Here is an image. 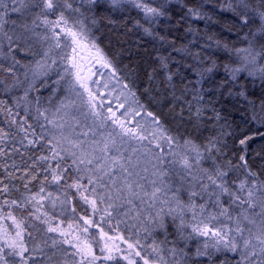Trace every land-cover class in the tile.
I'll return each mask as SVG.
<instances>
[{"label":"snow or ice","instance_id":"6c2138e0","mask_svg":"<svg viewBox=\"0 0 264 264\" xmlns=\"http://www.w3.org/2000/svg\"><path fill=\"white\" fill-rule=\"evenodd\" d=\"M169 2L170 0H164L157 7H149L146 4L137 3V0H84L88 6L87 11L93 13V24L97 23L95 12L102 9L105 4L115 8L128 3L142 8L149 17V23L157 24L160 23V18L171 19L167 9ZM10 3L12 7L9 9L4 0H0V35L7 38L10 45L13 36L4 32V26L7 23L16 25L17 21H9L6 17L9 12L19 13L22 17L24 12L30 11L32 7L41 8L43 23L50 26L55 46L60 45L56 28L59 27L61 32L71 38V55H66L64 59L74 71L65 68V73L74 77L69 82L68 91L74 93L76 98L65 97L60 100L59 106L52 113V119L45 114L47 109L41 111L39 107L37 108L39 115L43 116L46 121V124L39 125L42 131L38 139H28L26 129L21 127V130L26 132L24 139L27 140V145L25 147L39 145L43 148L47 145L49 154L36 157L31 167L40 168V171L45 174V181H48L50 175L52 183L60 184L67 176L72 179V183L66 186L79 190L85 187L80 181L86 178L88 184L93 185V192L96 191V186L108 188L109 193L111 188H115L116 199L122 200L132 208L136 207V201H139L141 205H146L149 210L147 219L151 228L145 227L144 231L149 235L153 231H160L165 236L163 241L157 243L153 240L150 245L152 252L156 255L153 264H264V181H258V174L251 170L244 155L239 156L242 162L239 165H233L231 160L227 159L229 148L227 137L232 135L227 129L232 127L230 123L232 111H240L247 105L248 115L245 122H256L264 126V98L260 99L259 104L250 99L247 85L242 82V76L244 79L252 78L250 83L259 79L260 88L264 91V0H256L255 7L250 5L248 0H240L237 7H242L245 10L243 12H238L235 7L231 8L240 17L243 26L248 27V31L242 37L246 45L242 48H230L219 40L214 42L217 50L222 49L228 54V62L220 61L216 52L210 51L213 48L212 43H199V29L191 26L186 28V31L192 33L194 37L189 44L176 47L174 42H171L173 43L171 52L182 54L179 60L173 57L171 52L167 56L159 57L160 69L165 74L168 86L173 89V100L181 99L189 91L193 94L192 100H195L198 105L194 112L191 101H187L188 120L192 122L193 130L199 133L201 129H206L205 120H207L211 122V127L216 130V134L207 137L206 143H197L194 138L188 137L184 138L183 143L180 144L176 138L161 133L168 144L167 155L172 158L168 159L164 154H154L155 162L152 164L150 175H145L149 173L147 167L140 169L138 158L134 160L132 156L124 155L111 135L97 141L87 139L88 132L76 131L79 120L72 114L73 109L79 111L80 106L86 105L89 114L93 117L101 116V113L96 111V96L86 82L89 77L81 75L82 66L77 60L78 49L87 51L91 58L102 67H112L111 61L103 54L95 39L85 33L83 19H75L74 26L68 27V20L63 11H60L59 18L55 22L50 21L46 15L47 12L55 11L63 5L83 17L84 13L80 11V8L73 9L69 0H10ZM185 7L186 11L180 17V21L206 19V14L201 11L202 5ZM207 18L210 19V17ZM180 21L176 22L177 25ZM61 24L64 26L61 27ZM75 26H79V30H76ZM19 27L25 31H31L26 23H21ZM145 32L152 34L147 28ZM22 38V33L16 36L18 40ZM157 38L162 42H169L166 36L157 34ZM207 40L212 41V36H208ZM9 51H12L11 47ZM232 53H235L238 62L232 60ZM44 56L47 57L48 53L45 52ZM80 59L84 57L80 56ZM13 60L14 65L19 63L14 57ZM173 64L175 68L172 67ZM48 67L50 66H47L46 61L42 59L36 61L30 80L28 73L25 72V79L29 80L25 96L28 90L35 89L34 81L37 78L48 76ZM2 68L3 65H0V69ZM4 70L13 73V78L16 80L14 66ZM63 78V76L60 77V79ZM174 78H179L183 86L181 96L175 95ZM54 83L59 84L60 80ZM0 84H4V81L0 80ZM77 85L84 90L83 93L77 90ZM14 86L15 84H12L7 87ZM84 93H87V99H84ZM130 94L135 96L134 92ZM0 103L3 102L0 101ZM229 105H231V110H229ZM120 107H123V104ZM140 107L143 108V105ZM108 112L111 113L112 122L119 124L123 134H131L133 138H136L134 130L126 128L111 107ZM209 112L211 115H206ZM129 114L135 116L139 115V112L128 110L122 115L127 117ZM146 114L152 117V122L158 126V130L162 128L158 116L151 111ZM241 115L245 113L241 112ZM46 125H51V128ZM137 126L139 127V124ZM28 127L31 128V125ZM3 135L5 133L0 129V138ZM32 135L35 136V132ZM261 135L264 136V133ZM139 139L144 140L146 137L141 134ZM251 139V136H244L238 140L242 150L246 151V146ZM21 143L23 144V141ZM174 144L175 148H180L183 152H177L173 147ZM157 148H161V145L157 144ZM135 151L136 149H133V152ZM221 157L224 158V162L218 163ZM261 158L264 159V157ZM205 161H211V167H204ZM177 165L179 170H176ZM241 168L244 171L243 178H234L232 173ZM173 174L180 181L179 185L172 183ZM36 178L37 175L32 174L31 180ZM105 178L110 184L104 183ZM117 181H120L119 185ZM44 191V187L41 186L39 193L33 195L31 199L37 200V197L44 199L45 197L40 195ZM182 192L187 194V201L182 199ZM48 196H51V193H48ZM82 198L88 202L87 197L82 196ZM107 198L108 200L113 199L111 194ZM99 199L101 203L104 202L103 195ZM12 203L15 204L16 201ZM91 203L95 211L96 201L92 200ZM54 204L55 201H53ZM108 207L112 208L113 204L110 203ZM143 211L144 209H140L138 215ZM107 214L111 215V213ZM168 218L171 219V224L175 229L172 240L168 239ZM12 219L17 228L16 239L6 244V247L10 249L9 252L5 253L4 248L0 247V264H28L31 257L25 256L29 249L22 240V223L16 221L15 217ZM92 223L91 220H85L87 225H92ZM48 231L55 232L57 229L49 227ZM84 231L87 232L88 228L85 227ZM61 235L64 233L62 232ZM101 236H107L103 229H101ZM108 239L113 238L108 237ZM63 243H70V241L65 239ZM56 244L57 241L53 240L52 246L55 247ZM169 244L170 247L167 246ZM136 245H139V240L135 245L129 243L128 248L133 249ZM73 247H76L73 255L82 257L80 264H84V260L88 257H91L88 264H95V261L99 259L92 253L90 245L85 244L83 247L73 245ZM35 250L34 248L33 251ZM105 250L108 254L103 259H116L107 244L101 249L102 252ZM55 255L56 253L53 252L52 256ZM135 255L140 256L141 253L137 251ZM8 256L19 257V261H9ZM52 256L48 257L49 261L52 260ZM141 259L144 260V264H150L148 259L142 256ZM129 264L133 262L129 261Z\"/></svg>","mask_w":264,"mask_h":264},{"label":"trees","instance_id":"16d2710c","mask_svg":"<svg viewBox=\"0 0 264 264\" xmlns=\"http://www.w3.org/2000/svg\"><path fill=\"white\" fill-rule=\"evenodd\" d=\"M228 3H233V0ZM79 5L85 4L79 2ZM193 5H202L201 11L206 14V19L180 21V17L186 11L185 6ZM225 6L218 0H181L180 7L171 1V8H167L171 19L160 18V23L156 24L158 28H156V25L151 27V24L146 25L132 10L111 9L106 4L102 9L95 12L96 24L92 23L93 13L88 12L90 18H88L87 25H90L92 37L111 63L114 64L116 72L120 76H126L127 84L135 93L137 101L143 105L142 109L146 108L148 112L151 111L158 116L164 132L172 133L174 137L178 138L179 142L183 141L184 138L192 137L197 143H206V138L215 135L216 130L211 127V122L207 120H205L206 129H201L199 133L193 130L192 122L188 120L189 108L187 103V101H191L194 112L198 105L195 100H192L193 94L189 91L181 99L173 100V89L168 86L165 74L160 69L159 57L167 56L171 52L173 46L171 42H174L176 47L189 44L194 37L192 33L186 31V28L191 26L194 29H199V43H212L213 48L210 51L216 52L220 61L228 62V54L222 49L217 50L214 42L219 40L226 43L230 48L245 47L242 37L248 31V27L243 26L240 17L235 12L224 9ZM207 17H210V19ZM177 21H180L179 25H177ZM146 28L150 29L151 35L145 32ZM157 34L166 36L169 42H162L157 38ZM208 36H212L213 40L208 41ZM171 54L177 60L182 55L176 52H171ZM231 58L233 61H237L235 53L231 54ZM0 65H3V68L0 69V80L4 81V84H0V101L3 102L0 103V129L5 133L0 138V151H2V154H0V222L10 220L12 217L21 222L28 247L33 251L34 248L36 249L39 246L41 248L42 239L45 240L46 228L53 227V223L49 224L47 222L45 224L46 216L49 218L52 216L48 215L47 209L41 206L43 203H40L39 197H37V200L31 199L33 195L39 193L41 186L45 190H53L55 193L63 194V192H66L72 200L75 214L81 217L90 216L89 208L76 188L66 186L72 183V179L66 176L60 184H56L51 182V176L49 175L48 181H45V174L40 171V168L31 167L36 157L49 154L47 145H44L43 148L39 145L25 147L27 145V140L24 139L26 132L27 138L30 140L40 137L42 130L39 125H41V121L37 120L32 111H26L30 114L25 112L22 107L24 105L22 91H19L17 87L15 89L7 87L15 81L12 78L13 73L4 70L11 67L9 62L0 59ZM172 67L175 68V65L173 64ZM15 74L17 72L14 71ZM251 79H244L242 76V82L248 88L249 98L259 104L260 99L264 98V91L260 88L259 79H256L254 83H250ZM173 83L176 85L175 95L181 96L183 86L179 78H174ZM34 92L42 95L46 94L40 88ZM30 99L37 102V100L39 101V95L35 94ZM22 102L23 105L21 106ZM182 109L183 112L181 113ZM229 110H231V105H229ZM241 112H244L245 115L242 116ZM206 115L210 116L211 113H206ZM247 115V105L242 107L240 111L231 112L230 123L232 127L227 131L231 132L232 135L227 137L229 145L227 159L231 160L233 165H239L242 163L239 156L244 155L251 170L258 174V181H264V159L261 158L264 157V151H262L264 136L261 135L264 133V126L256 122L246 123ZM29 125H31V128L28 127ZM22 126L26 129V132L21 130ZM33 132H35V136L32 135ZM244 136L252 137L246 146V151L242 150V146L238 144V140ZM21 141H23V144ZM258 153L259 155H257ZM217 162L223 163L224 158L221 157ZM204 167H211V161H205ZM176 170H179L178 166ZM32 174L37 175L35 180H31ZM72 175L75 174L72 173ZM232 175L234 178H243L244 171L241 168ZM171 181L174 185L180 183L174 174ZM25 184H27V187H25ZM181 195L182 199H187L186 193L182 192ZM12 201H16V203L13 204ZM147 217H141L143 224L145 222V226H143L151 228V225L147 222ZM124 222V225L122 224L123 228H130L131 224ZM124 229H122L123 232H126ZM174 232L175 229L169 221V240L174 239ZM135 235L139 241L142 240L141 244L143 246L149 247L153 240L159 243L165 238L164 233L160 231H153L149 235L148 232L142 231L140 227ZM167 246L170 247L171 245ZM45 248L49 250V248ZM36 250L38 254H34L35 257H41L43 261L42 248ZM61 261L56 256H52V260L45 261L44 264H68ZM39 263H41V260ZM109 264L123 263L116 260Z\"/></svg>","mask_w":264,"mask_h":264},{"label":"rangeland","instance_id":"374dc122","mask_svg":"<svg viewBox=\"0 0 264 264\" xmlns=\"http://www.w3.org/2000/svg\"><path fill=\"white\" fill-rule=\"evenodd\" d=\"M171 1L180 7L181 0H170L167 4V8H171ZM218 1L221 2L223 6L227 5L224 9L232 11L231 8L235 7L238 12L245 11L242 7H237L240 0H233V3H228L232 0ZM4 2L8 5L9 9L12 7L10 0H4ZM79 2L83 4L84 0H69L73 9L80 8V11L84 13L83 17H80V14L74 12L72 9L65 8L61 5L57 10L47 12V18L50 21L55 22L59 18L60 11H63L65 18L68 20V27L74 26L73 21L75 19H83L85 33L93 38L92 33L90 32V25H87V22H89L88 18H90V14L87 11L88 6L85 3V5H79ZM163 2L164 0H137V3L146 4L149 7H157ZM248 2L253 7L256 6V0H248ZM110 8L132 10L146 25L151 24L149 23V17L143 9L136 7L134 4L128 3L115 8ZM6 19L9 21L16 20L17 24L13 25L11 23H7L4 26V32L13 36V41L10 45L8 39L3 35H0V59L7 60L9 65L11 67L14 66V71L17 72V74L14 75L16 80H13V83L11 81L10 82L15 84L13 87L14 89L17 87L19 91H22L24 96V105L22 102L21 106L23 105L22 107L25 109V112L28 110L32 111L37 120L41 121V124H46L44 117L40 116L37 112L38 107L41 111L47 109L48 111L45 114L48 115L49 119H52V113H54L56 108L59 106L60 100L65 97H71L73 99L76 98L74 93L68 91L69 82L72 81L74 77L65 73V68H69L70 71H74L71 70L70 64L66 59H64L66 55H71V38L61 32L58 27L56 28V32L59 33L58 38L60 39V45L59 47L55 46L50 26L43 23V15L41 14L40 7H32L30 11L26 10L22 17L19 13L9 12ZM33 21H35V23H33ZM21 23L28 24L31 31H25L19 27ZM152 25L155 26L156 24H151L150 27ZM63 26L64 25L61 24V27ZM75 27L76 30H79V26ZM156 28H158L157 25ZM21 33L23 34V38L19 40L16 39V36ZM10 47L12 49L11 52L9 51ZM45 52L48 53L47 57L44 56ZM103 54L106 56L105 53ZM80 56H83L84 59L81 60ZM13 57L16 61H19L18 64L14 65ZM42 59L46 61L47 66H50L48 67L49 74L47 77L42 76L37 78L34 81L35 89L28 90V94L25 96V90L27 89L28 82L32 77V70L35 69L36 61ZM77 60L82 66L81 75L89 77L86 82L96 96V111L101 113V116L93 117L89 114V110L86 105L80 106L79 111L73 109L72 114L79 120V124L76 126V131L88 132L87 139H95L97 141L111 135L115 138L117 147L124 152L125 156H132L134 160L138 158L140 161V169H143L144 167L149 169V173H145V175H150L152 171V164L155 162L154 154H164L168 159H171V156L167 155L169 151L168 144L161 133L172 137H174V135L170 132H164L162 128H159L158 130V126L152 122V117L147 116V109H142L140 107L141 104L139 102L137 103L136 96L133 97L130 94L132 93V90L126 82V76H120L116 70L113 72V63H111V68L102 67L101 64L96 63L95 60L91 58L87 51H80L78 49ZM53 61H55V63H53ZM25 72L28 73L29 80L25 79ZM61 76L64 78L60 79ZM56 80H60V83L55 84L54 81ZM125 85H127V87H125ZM39 88L45 91L46 94L42 95L41 93H38L39 91L36 93L34 92ZM77 90L82 93L84 92V90L79 88L78 85ZM35 94L39 95L38 103L35 100L30 99L31 96L34 97ZM84 99H87V93H84ZM77 103L79 105V101H77ZM121 104H123V107H120ZM109 107H111L116 116L120 118V121L124 123L126 128L134 130L136 138H133L131 134H123L119 124H114L112 122L111 113L108 112ZM128 110L139 112V115L133 116L129 114V116L124 117L122 114ZM104 117L109 118L104 120ZM138 124L139 127L137 126ZM46 126L51 128V125ZM141 134L145 136L146 139L140 140L139 136ZM179 143L182 144L183 141ZM157 144L161 145V148H157ZM173 147H175V144ZM133 149H136V151L133 152ZM175 150H178L177 152H183L180 148ZM80 183L85 187L77 190V192L81 198L82 196L88 198V202H86L83 198L82 200L89 208V217H81L75 214L72 200L66 192L61 194L59 192L55 193L53 190H45L41 193V195L45 197L42 200L40 199V203H43L41 206L47 209L48 215L52 216L51 218L46 216L45 224L47 222L49 224L53 223V228H56L57 231L49 232V227L46 228L44 234L45 240L44 238L42 239L41 246L42 252L44 253V255H42L43 261L41 257H35L34 254H38L36 252L37 250L32 251L28 247L25 232L24 230L22 231L23 243L29 249V251L25 253V256L31 257L28 264H44L45 261L49 262L48 257L52 256L53 252L56 253L55 256L57 259L62 260L61 262L68 264H80L82 257L80 255H73V253L76 252V247H73V245L83 247L85 244L90 245L92 253L99 258L95 261V264H109L115 262L116 260H120L123 264H129V261H132L133 264H144V260L141 259V256L148 259L150 264H153V261L156 259V255L152 252L151 247L143 246L141 244L142 240L139 241V245H136L135 248H128L129 243L134 245L136 244L138 239L135 232L139 230V227L142 231L145 228V222L143 224L141 217L148 216L149 210L147 209V206L141 205L139 201H136V207L132 208L122 200L116 199L117 193L115 188H111V192L109 193L108 188L96 186V191L93 192V185H89L86 178L80 181ZM104 183L110 184L107 178H105ZM119 183L120 181H117L118 185ZM185 187H187V185H185ZM48 193H51V196H48ZM109 194L112 195V200H108L107 197ZM101 195L104 196L103 203H101L99 199ZM92 200L96 201L95 211H93V205L91 203ZM53 201H55L54 205ZM185 201H187V199ZM110 203L113 204L112 208L108 207ZM140 209H144V211L138 215ZM107 213H111V215H108ZM85 220H91L93 222L92 225L85 224ZM124 221L131 224L130 228H123V223H125ZM168 221L171 222V219L168 218ZM85 227L88 228L87 232L84 231ZM121 228L126 232H123ZM101 229H103V232L106 233L107 236H101ZM16 231L17 228L13 223L12 218L10 220L0 222V247L4 248L5 253L10 251V249L6 247V244L11 240L16 239ZM62 232L64 235H61ZM108 237H112L113 239L109 240ZM120 237H123V239H120ZM65 239L69 240L70 243H63ZM53 240L57 241L55 247L52 246ZM105 244L112 249V254L116 257L115 260L103 259V257L108 254L107 250L103 252L101 251ZM44 246L49 248V250H47ZM41 248L39 246L36 249ZM117 248L119 249L118 251ZM137 251L141 253L140 256L135 255ZM125 257H127V259H125ZM7 259L9 261H19V257L8 256ZM89 259H91V257L85 259L84 264H88ZM40 260L41 263H39Z\"/></svg>","mask_w":264,"mask_h":264}]
</instances>
